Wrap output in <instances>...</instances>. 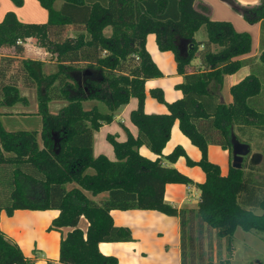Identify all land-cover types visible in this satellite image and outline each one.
<instances>
[{
  "label": "trees",
  "instance_id": "16d2710c",
  "mask_svg": "<svg viewBox=\"0 0 264 264\" xmlns=\"http://www.w3.org/2000/svg\"><path fill=\"white\" fill-rule=\"evenodd\" d=\"M40 1L48 10L45 23L21 22L10 11L0 21V48L14 51L0 57V106L21 99V79L37 89L41 117L39 131L6 130L0 122V210L10 215L15 209H57L49 229L70 227L60 238L59 264H118L115 256L98 250L100 242L133 239L128 227L113 223V209L178 216L181 264H217L223 240L228 253L236 227L264 237L263 160L252 165L247 156L240 169L230 165L222 175L206 157L209 144L231 154V132L264 155V0L253 7L234 6L248 21L261 20L259 55L247 59L241 57L250 52V35L228 21L212 20L206 8H195L197 0H63L59 10L52 8L53 0ZM202 26L206 39L196 40L194 34ZM69 28L78 32L68 35ZM150 33L159 50L173 53L183 77L176 86L182 97L172 102L164 100L160 88L150 89L166 113L144 111L145 81L162 75L145 47ZM30 37L50 53L56 71L44 73L42 61L23 57V42ZM194 56L199 67L188 72ZM245 65L250 73L230 86V103L210 93L212 81L221 85L225 75ZM131 97L137 99L129 114L137 134L126 127L125 140L107 134L114 159L94 156L93 132L111 123L116 109ZM51 100L66 102L51 113ZM87 100L101 102L106 111L95 104L84 107ZM175 121L201 151L199 161L190 160L180 146L162 154ZM142 145L156 158L140 154ZM180 156L205 174V180L195 184V208L164 201L166 184L193 183L172 165ZM81 216L88 221L85 232L78 227ZM0 264H32L1 231Z\"/></svg>",
  "mask_w": 264,
  "mask_h": 264
},
{
  "label": "crops",
  "instance_id": "0c3cea01",
  "mask_svg": "<svg viewBox=\"0 0 264 264\" xmlns=\"http://www.w3.org/2000/svg\"><path fill=\"white\" fill-rule=\"evenodd\" d=\"M260 1L197 0L194 6L198 10L206 8L205 11L212 20L228 21L236 31L247 32L251 37V49L248 54L241 57L247 59L256 58L259 55L261 20L248 21L242 14L235 10L234 6L253 7L258 5ZM62 3L63 0H53L52 8L59 10ZM9 11L13 12L16 18L24 23H45L48 20V10L42 5L40 0H22L20 5H16L12 0H0V21L3 20L5 14ZM77 32V30L72 28L67 30L68 35H74ZM105 33L109 34L110 29H105ZM204 37L206 38V32ZM35 43L36 38L33 37L27 38L23 42V57L42 61V71L44 73L54 72L44 71L52 66L57 68V66L54 60L51 59L49 61L46 59L49 52ZM145 47L162 75L145 81L146 96L144 99V111L146 113H166L167 108L165 104L152 97L150 95V89L160 88L164 100L166 102H172L182 97V91L176 86L183 81V77L177 71L173 53L171 51L159 50L154 34H147ZM200 47L202 46L200 45ZM13 52L12 47H1L0 57L12 55ZM198 67L199 60L198 64H192L190 62L186 70L191 72ZM249 73V66H242L236 72L225 75L221 85L212 81L208 86V90L210 93L215 94L220 102L230 103V86ZM89 102H92L90 106L95 104L98 107V103L93 100H88V104ZM16 103L18 101L14 104ZM136 105L137 99L131 97L128 103L116 109L114 119L111 123L103 124L98 130L93 132L92 150L94 156L101 154L97 151L102 144V138L106 140L107 134L114 135L117 140L121 141L126 139V133L123 127H126L133 135L137 134L136 126L129 119L130 111ZM103 107V111H106V107ZM99 109L101 108L99 107ZM4 112L7 111L4 110ZM0 116L2 117L4 115ZM5 116L12 117V115L8 114H5ZM115 123L120 124L121 129L112 128ZM97 145L98 150H96ZM176 146L182 147L190 160L194 162L200 160L201 151L181 132L177 121L172 125L170 137L162 149V154H169ZM251 151L255 152L252 149ZM139 153L150 159L156 158V154L150 151L145 145L140 146ZM261 155V161L263 160L264 162V155L262 153ZM107 157L110 158V156ZM206 157L210 162L219 166L222 175L228 173L231 165V154L227 149L216 144H209ZM172 165L178 171L185 174L193 183L190 185L181 183L166 184L164 188V201L176 208H195L199 195V190L195 184L205 180L203 170L198 165H189L185 156L178 157ZM85 194L90 196L88 192H85ZM102 196L104 195L94 196L93 199L98 200ZM58 213L59 211L57 209H15L8 215L2 209L0 210V231L18 245L22 253L32 261V264H59L60 238L61 235H64L70 230V227H63L60 231L49 229L52 219ZM110 215L115 225L129 228L133 239L124 242H100L98 244V250L102 254L115 256L118 264H181L180 223L178 216L166 215L157 210L146 209H113L110 211ZM87 225L88 221L81 216L78 221V227L85 232Z\"/></svg>",
  "mask_w": 264,
  "mask_h": 264
},
{
  "label": "rangeland",
  "instance_id": "374dc122",
  "mask_svg": "<svg viewBox=\"0 0 264 264\" xmlns=\"http://www.w3.org/2000/svg\"><path fill=\"white\" fill-rule=\"evenodd\" d=\"M107 30V29H106ZM204 27H200L195 32V38L196 40H203L205 37ZM206 39V38H205ZM36 45L40 46L39 43L36 40ZM42 47V46H40ZM44 48V47H43ZM46 50V48H44ZM47 51V50H46ZM47 60H51L52 57L50 53L46 56ZM192 64H198V57L194 56L191 60ZM55 66H52L51 68H47L44 71L51 72L55 71ZM16 73V72H15ZM18 90L19 95L21 99L18 101V103L13 105H1L0 106V122L4 128L7 130H19V129H27V130H37L39 131L41 128V117L37 113L38 112V92L35 87L30 88L23 84L22 80L19 79L18 81ZM94 101V100H93ZM66 101L63 100H51L48 102L47 107L48 111L51 113H56L58 109L65 104ZM98 103V108L100 107V110H104V105L99 101H94ZM88 100L83 101L84 107L90 106ZM7 111V112H4ZM18 112V113H17ZM5 114L12 115V117H7ZM112 128H118L121 129V125L115 123ZM102 144L99 147L96 146L97 152L105 155L110 156L109 159H114L113 152H112V146L111 144L102 138L101 140ZM252 150L255 149L251 148ZM232 159V156H231ZM103 195V194H102ZM215 241L213 237V242ZM226 242L223 240V243L221 245V258L217 261V264H264V237L263 234L260 232H257L255 230L246 231L243 230L240 227H236L234 230V233L232 235L231 240V249L226 252ZM216 252V249L213 248V253ZM217 258L214 254V261H216Z\"/></svg>",
  "mask_w": 264,
  "mask_h": 264
},
{
  "label": "water",
  "instance_id": "95a60500",
  "mask_svg": "<svg viewBox=\"0 0 264 264\" xmlns=\"http://www.w3.org/2000/svg\"><path fill=\"white\" fill-rule=\"evenodd\" d=\"M85 74H90L89 70L85 71ZM229 141L231 144V166L236 169L242 167L243 159L249 157V162L252 165H257L261 162L262 155L260 152L251 151V147L248 143H244L238 140L234 132L230 133Z\"/></svg>",
  "mask_w": 264,
  "mask_h": 264
}]
</instances>
